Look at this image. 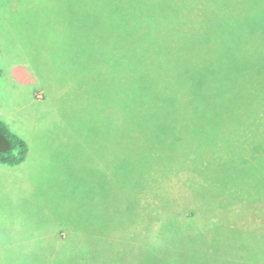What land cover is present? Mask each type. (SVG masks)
I'll return each mask as SVG.
<instances>
[{
    "label": "rangeland",
    "instance_id": "374dc122",
    "mask_svg": "<svg viewBox=\"0 0 264 264\" xmlns=\"http://www.w3.org/2000/svg\"><path fill=\"white\" fill-rule=\"evenodd\" d=\"M226 1L237 13L264 7V0ZM51 2L0 0V123L27 145L22 164H0V264H85L104 239L113 242L103 251L116 247L110 264H119L114 253L131 249L116 238L126 230L141 235V245L124 264H165L147 246L174 228L176 214L198 233L220 219L264 236V154L237 161L242 172L229 177L245 201L257 197L254 204L225 211L213 206L210 189H192L205 210L195 208L185 166L209 174L231 145L197 130L163 131L153 112L118 137L104 98L88 93L89 78L97 79L85 48L55 15L43 23Z\"/></svg>",
    "mask_w": 264,
    "mask_h": 264
},
{
    "label": "trees",
    "instance_id": "16d2710c",
    "mask_svg": "<svg viewBox=\"0 0 264 264\" xmlns=\"http://www.w3.org/2000/svg\"><path fill=\"white\" fill-rule=\"evenodd\" d=\"M51 1L43 23L55 15L59 25L66 22L71 40L76 37L85 48L97 79L89 78L88 93L104 98L118 137L124 126L139 124L153 112L163 131L197 130L227 142L231 150L215 160L209 174L185 166L194 180L189 195L192 189H210L213 206L224 210L254 204L257 197L245 201L229 177L239 178L237 161L249 164L264 154V7L237 13L226 0ZM0 133L11 143L9 151L0 152V164L19 166L27 156L26 143L2 123ZM218 220L203 234L176 214L174 228L158 231L147 248L165 264H264V236ZM140 237L127 230L116 237L131 249L114 253L113 259L124 264L141 245ZM105 240L91 246L85 264H110L107 252L116 247L103 251L113 242Z\"/></svg>",
    "mask_w": 264,
    "mask_h": 264
},
{
    "label": "water",
    "instance_id": "95a60500",
    "mask_svg": "<svg viewBox=\"0 0 264 264\" xmlns=\"http://www.w3.org/2000/svg\"><path fill=\"white\" fill-rule=\"evenodd\" d=\"M11 149V143L0 133V152H7Z\"/></svg>",
    "mask_w": 264,
    "mask_h": 264
}]
</instances>
